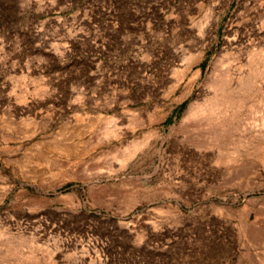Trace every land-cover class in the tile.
<instances>
[{"label":"rangeland","instance_id":"rangeland-1","mask_svg":"<svg viewBox=\"0 0 264 264\" xmlns=\"http://www.w3.org/2000/svg\"><path fill=\"white\" fill-rule=\"evenodd\" d=\"M260 49L264 0H0V264H264V138L186 113Z\"/></svg>","mask_w":264,"mask_h":264},{"label":"bare ground","instance_id":"bare-ground-1","mask_svg":"<svg viewBox=\"0 0 264 264\" xmlns=\"http://www.w3.org/2000/svg\"><path fill=\"white\" fill-rule=\"evenodd\" d=\"M263 51L264 50L261 51L260 49V55L262 54V56L264 57ZM246 53L248 54V52ZM250 54H252L250 56L251 60H254L255 55H253V53L251 52L248 55ZM229 58L227 57L225 60L221 58L222 60L218 61L220 62L219 64H217L218 62L216 61V64L219 65H216L218 68H213V70L211 69L212 71L208 72L205 78L206 84H203V87L200 86L201 89L198 93V96L188 104L186 113L189 115L191 114L190 116H192L193 118L190 122V125H194L196 127L201 126L202 123H205L206 125L207 121H204V116L206 114H213V118L209 119V123L212 122V130L214 131L215 136L224 137L227 134L231 135V132H233L234 130H239V132L252 133L251 135H253L256 140H259V138L262 139V137L264 138V120H262L261 116L259 118V113L262 111L264 112V100H261L260 98L259 100H257L258 98L255 99V97H258L257 95L259 91H261V86L257 87V85H255L253 76L256 72H254L255 70H253V68L248 66L245 70L246 65H244L245 68H243V66H240V60L239 63H236V61L234 62L233 59L231 60V58ZM195 76H200V70L196 71ZM247 108H249V110L246 112L245 110H247ZM206 117L208 118V116ZM181 125L183 126L185 124L181 123ZM209 127L211 130V126ZM207 131L209 132V130ZM212 132L211 134H213Z\"/></svg>","mask_w":264,"mask_h":264}]
</instances>
